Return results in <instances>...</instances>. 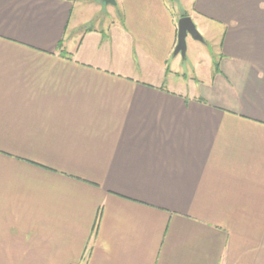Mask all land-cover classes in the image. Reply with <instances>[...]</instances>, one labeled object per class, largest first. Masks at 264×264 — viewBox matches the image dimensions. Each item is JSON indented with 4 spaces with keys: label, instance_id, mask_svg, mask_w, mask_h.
<instances>
[{
    "label": "crops",
    "instance_id": "1",
    "mask_svg": "<svg viewBox=\"0 0 264 264\" xmlns=\"http://www.w3.org/2000/svg\"><path fill=\"white\" fill-rule=\"evenodd\" d=\"M115 1L0 0V264H264V0Z\"/></svg>",
    "mask_w": 264,
    "mask_h": 264
},
{
    "label": "water",
    "instance_id": "2",
    "mask_svg": "<svg viewBox=\"0 0 264 264\" xmlns=\"http://www.w3.org/2000/svg\"><path fill=\"white\" fill-rule=\"evenodd\" d=\"M100 2L106 5L116 4L115 0H100ZM187 35H190L195 40L204 41L192 19L189 16H182L177 21V43L174 48V54L180 53L182 56L185 55Z\"/></svg>",
    "mask_w": 264,
    "mask_h": 264
},
{
    "label": "rangeland",
    "instance_id": "3",
    "mask_svg": "<svg viewBox=\"0 0 264 264\" xmlns=\"http://www.w3.org/2000/svg\"><path fill=\"white\" fill-rule=\"evenodd\" d=\"M107 9H109V8H107ZM105 11H106V10H104V12H103L104 14L106 13ZM96 19H98V16H97ZM94 23H95V21H93V23H90V26L93 25ZM188 38H189V37H188ZM208 43H209V46H208V47H209V48H208L209 51H213V52H215V51H216L215 49H219V45H217L215 42H214L215 44L211 43V41H208Z\"/></svg>",
    "mask_w": 264,
    "mask_h": 264
},
{
    "label": "trees",
    "instance_id": "4",
    "mask_svg": "<svg viewBox=\"0 0 264 264\" xmlns=\"http://www.w3.org/2000/svg\"><path fill=\"white\" fill-rule=\"evenodd\" d=\"M59 46H61V44L59 43Z\"/></svg>",
    "mask_w": 264,
    "mask_h": 264
}]
</instances>
